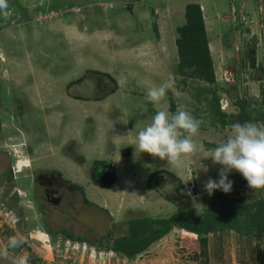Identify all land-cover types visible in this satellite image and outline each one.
<instances>
[{"label": "rangeland", "instance_id": "rangeland-1", "mask_svg": "<svg viewBox=\"0 0 264 264\" xmlns=\"http://www.w3.org/2000/svg\"><path fill=\"white\" fill-rule=\"evenodd\" d=\"M9 1L14 7L0 10V249L12 236L26 242L0 255V264H16L22 256L27 264H264V235L243 234L245 216L264 215V206L257 208L264 190L253 192L236 171L228 175L232 190L216 198L244 197L241 204L249 210L228 224L242 235L209 233L207 257L199 236L178 225L134 259L109 250L113 238L127 235L130 218L168 219L179 210L202 218L214 198L204 182L218 180L221 166L203 153L175 167L134 147L157 111L175 113L180 106L203 121L193 138L197 144L214 148L207 144L217 146L232 132L208 115L197 83L184 85L176 74V30L185 22V6L201 0ZM204 1L220 109L239 112L227 91L261 108L264 0H244L239 8L230 0ZM70 8L75 11L63 12ZM165 82L172 85L165 100L148 102L146 91ZM33 166L60 174L107 210L83 206L81 195L68 206L70 217L45 209L49 228L62 227L85 241L69 239L60 228L50 236L36 224L38 211L28 197ZM98 169L113 172L109 187L93 182Z\"/></svg>", "mask_w": 264, "mask_h": 264}, {"label": "trees", "instance_id": "trees-1", "mask_svg": "<svg viewBox=\"0 0 264 264\" xmlns=\"http://www.w3.org/2000/svg\"><path fill=\"white\" fill-rule=\"evenodd\" d=\"M0 6V10H6L14 7V4L8 3ZM42 5V4H41ZM5 7V8H4ZM10 11V10H7ZM2 14V13H1ZM184 24L177 28V37L175 39L178 64L176 74L181 78L179 82L186 84L188 81L196 82L198 87L196 91L207 101V112L215 121L219 122L222 127L230 126L234 122H264V99L261 108L252 107L246 100H241L237 96H232L228 91L225 93L226 98L238 107L239 112L235 115L226 114L220 109V97L213 86L215 85V71L213 60L210 53L207 32L202 16L201 8L198 4L189 3L184 8ZM251 65H254V56L251 58ZM237 76H232V82H236ZM203 83V85H199ZM235 84V83H234ZM231 84V85H234ZM173 108V107H172ZM207 146L215 147L213 144ZM222 191L216 190L209 201V206L204 212L202 218L196 217L192 211L179 210L168 219H149V218H134L128 221V233L125 236L113 238L109 250L118 253L125 258L134 259L137 255L144 252L152 243L159 240L161 237L170 232L174 225H178L187 232L198 235V246L202 257H207L206 251V235L224 230H231L241 234L238 227H229L231 222L236 223V219L246 213L249 208L242 203L243 198L228 199L222 194V199L217 201L216 193ZM258 203V202H256ZM219 206V209L215 207ZM253 207V205H251ZM264 200L261 204H257V208L262 209ZM256 208V209H257ZM246 215V214H245ZM247 229L244 235H254L260 239L264 235V215L258 218L247 219ZM143 219V220H142ZM220 221L223 226L214 228L212 222ZM263 220V221H262ZM205 221L208 223L204 224ZM45 225H42L44 227ZM50 236L55 233L51 229H44ZM254 231V232H252ZM242 235V234H241ZM73 241H85L71 235L68 236ZM260 262V260H259Z\"/></svg>", "mask_w": 264, "mask_h": 264}, {"label": "clouds", "instance_id": "clouds-1", "mask_svg": "<svg viewBox=\"0 0 264 264\" xmlns=\"http://www.w3.org/2000/svg\"><path fill=\"white\" fill-rule=\"evenodd\" d=\"M4 4L5 0H0V6ZM171 86L170 82H165L149 88L145 94L146 100L160 104ZM202 123L183 106L175 113L159 110L138 131L134 147L139 153L166 160L168 165L175 167L183 166L197 152L203 153V158L221 166L218 180L209 178L204 182L203 190L209 196L216 190L226 194L232 190L233 181L228 179L232 171L238 172L253 192L264 190V125L234 122L231 134L214 148L207 149L193 139L199 134ZM20 148L25 149L23 146ZM25 242L23 238L12 236L0 249V255L7 257L9 249L19 248ZM16 264H27V257H18Z\"/></svg>", "mask_w": 264, "mask_h": 264}, {"label": "flooded vegetation", "instance_id": "flooded-vegetation-1", "mask_svg": "<svg viewBox=\"0 0 264 264\" xmlns=\"http://www.w3.org/2000/svg\"><path fill=\"white\" fill-rule=\"evenodd\" d=\"M31 176L33 177V180L30 186V192L28 197L30 198L34 209L38 211L39 221H36V224L40 225V228L42 229L52 230L53 228H49L50 218H48V213L45 209H47L48 211L50 209H61L67 212V215L69 216V207L74 203L77 195H81L80 202L83 206H94L96 209H99V212L105 215L108 213L105 208H98L99 206L90 203L86 199L84 191L80 186L74 183H70L68 180H64L58 173H47L44 171H40L38 168H35L33 166L31 170ZM93 178V182L96 185L102 186L101 188H107L114 182L113 172H102L99 169L95 170ZM41 225L45 226L42 227ZM59 228L60 232L67 235V237L71 235L70 233H72V231L66 232L65 229H61L62 227H58L55 229V231L53 230L55 232L53 233V235H56L57 231H59ZM73 235L75 236L76 234H72L71 236Z\"/></svg>", "mask_w": 264, "mask_h": 264}, {"label": "crops", "instance_id": "crops-1", "mask_svg": "<svg viewBox=\"0 0 264 264\" xmlns=\"http://www.w3.org/2000/svg\"><path fill=\"white\" fill-rule=\"evenodd\" d=\"M230 2H231V4H234V5H236V7H238L239 8V5L241 4V3H243L244 2V0H230ZM194 4H198L199 6H200V8H201V11H202V15H203V20H204V23H205V20H206V18H207V16L209 17V15H207L206 14V10H205V8H206V1H204V0H201V1H197V2H195ZM230 4V5H231ZM243 5L244 4H241V6L240 7H243ZM231 8H232V6H231ZM210 18V17H209ZM205 25H206V23H205ZM209 42V41H208ZM209 48H210V44H209ZM192 234V233H191Z\"/></svg>", "mask_w": 264, "mask_h": 264}, {"label": "built area", "instance_id": "built-area-1", "mask_svg": "<svg viewBox=\"0 0 264 264\" xmlns=\"http://www.w3.org/2000/svg\"><path fill=\"white\" fill-rule=\"evenodd\" d=\"M73 11H75V10L73 8H70L69 10H64L63 12H73Z\"/></svg>", "mask_w": 264, "mask_h": 264}]
</instances>
